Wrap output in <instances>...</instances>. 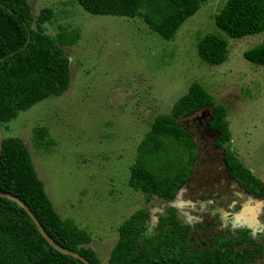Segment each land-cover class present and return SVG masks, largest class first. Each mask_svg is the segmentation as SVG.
Returning <instances> with one entry per match:
<instances>
[{
  "label": "rangeland",
  "instance_id": "1",
  "mask_svg": "<svg viewBox=\"0 0 264 264\" xmlns=\"http://www.w3.org/2000/svg\"><path fill=\"white\" fill-rule=\"evenodd\" d=\"M27 3L33 17L43 8L51 9L52 17L43 25L45 34L53 37L60 28L77 31L75 44L62 48L69 60V85L60 96L18 112L1 132L22 140L55 212L90 234L88 247L101 264H106L117 240V227L134 211L146 210L142 219L146 229L164 215L163 201L153 198L145 203L140 192L130 189L129 167L153 118L168 113L192 82L226 109L228 147L264 183V68L242 57L264 39V32L226 37L213 23L225 0L200 5L168 41L139 18L91 15L76 0ZM207 33L219 34L227 42V58L220 65H207L196 55L197 38ZM209 112L207 107L176 120L196 143L195 171L201 175L218 151L211 149V138L204 136L206 143L199 137L201 129L195 132L185 125L204 121L201 114ZM40 126L54 142L49 150L33 147L31 131ZM197 182L195 178L192 185ZM257 215L260 224L264 199Z\"/></svg>",
  "mask_w": 264,
  "mask_h": 264
},
{
  "label": "trees",
  "instance_id": "2",
  "mask_svg": "<svg viewBox=\"0 0 264 264\" xmlns=\"http://www.w3.org/2000/svg\"><path fill=\"white\" fill-rule=\"evenodd\" d=\"M206 1L76 0V3L91 15L139 18L151 32L168 41ZM51 17L49 8L39 10L33 17L27 0H0V129L18 112L48 97L60 96L68 88L69 60L62 48L73 46L78 34L64 28L53 37L45 34L43 25ZM213 23L231 39L264 32V0H225L222 9L213 16ZM195 51L201 62L220 65L227 58V42L219 34L207 33L197 38ZM242 57L264 68V39L244 51ZM207 107H210L208 129L217 135L215 145L223 148V160L232 177L250 195L264 198V183L228 147L226 109L215 104L199 83L192 82L168 113L153 118L137 145L127 184L142 194L145 203L153 198L171 201L189 177L196 158L195 145L176 120ZM31 133L35 149L49 150L54 145L47 139L45 127H34ZM0 194L21 201L56 245L78 254L89 264H101L88 247L90 234L55 212L26 146L17 137L3 136L1 142ZM145 214L144 209H138L117 227V240L106 264H255L261 252L247 244L242 246L240 238L220 236L210 246L192 249L187 241L188 228L177 225L172 208L159 217L155 235L144 236ZM0 264L83 263L54 250L19 205L0 197Z\"/></svg>",
  "mask_w": 264,
  "mask_h": 264
},
{
  "label": "flooded vegetation",
  "instance_id": "3",
  "mask_svg": "<svg viewBox=\"0 0 264 264\" xmlns=\"http://www.w3.org/2000/svg\"><path fill=\"white\" fill-rule=\"evenodd\" d=\"M191 113L189 112L185 115ZM209 117L210 112L208 115L201 114V119L204 120L201 122L203 123L198 121V124H186L185 126L189 129H194L195 132H199L201 129L202 134L199 137L206 143L208 141L207 138H211V149L218 151L217 159L215 161L211 160L208 163L209 169L203 170L202 172L204 173L202 175L198 170L195 171V167L198 165L199 153L191 134L184 129L195 145L196 158L189 177L180 186L182 190L179 195H177V191L180 187L175 192L171 201H163L167 205L164 215L168 208L174 210L177 225L188 228L187 241L191 244L190 248L196 249L198 247L210 246L212 241L219 236L225 239L240 238L243 240L242 246L247 244L250 248L261 249V252L256 256L254 261L255 264H260V259L264 253V221L258 224V213L255 219L254 217L252 218L250 213L247 214V219H249V225L251 226L250 229L246 227L235 228L234 226L242 225L244 222L233 221V217L243 206L253 207V200H262L264 198L250 195L232 177L223 160V148H218L215 145L217 135L208 129ZM204 136L207 138L204 139ZM202 164L201 162L200 166ZM203 166L205 165L203 164ZM195 178H198V182L193 186L192 182ZM158 223L159 218L152 228H145L142 235H155L158 230ZM207 235L208 238L205 240L204 238Z\"/></svg>",
  "mask_w": 264,
  "mask_h": 264
},
{
  "label": "water",
  "instance_id": "4",
  "mask_svg": "<svg viewBox=\"0 0 264 264\" xmlns=\"http://www.w3.org/2000/svg\"><path fill=\"white\" fill-rule=\"evenodd\" d=\"M2 139H3V134L1 132V129H0V150H1V142H2ZM182 190V187H180L177 191V195H179L180 191ZM0 197L1 198H5V199H8V200H11L13 202H15L17 205H19L23 210L24 212L27 214V216L30 218L31 222L34 224V226L36 227L37 231L39 232V234L42 236V238L54 249L56 250L57 252H59L60 254H63V255H66V256H69V257H72L78 261H80L81 263L83 264H89L84 258H82L81 256H79L78 254L74 253V252H70L66 249H63L61 247H59L58 245H56L47 235L46 233L44 232V230L42 229V227L38 224V222L32 217L30 211L26 208V206L21 202L19 201L16 197L12 196V195H9V194H0ZM253 207H247V206H243L237 214H235L234 218H233V221L238 219V218H242L244 224L242 225H238L240 227H246L247 229H250V222H249V219H247V214L251 213V216L252 218L254 217L255 219V216L256 214L259 212V209H260V206H261V200H253ZM250 211V212H249Z\"/></svg>",
  "mask_w": 264,
  "mask_h": 264
},
{
  "label": "bare ground",
  "instance_id": "5",
  "mask_svg": "<svg viewBox=\"0 0 264 264\" xmlns=\"http://www.w3.org/2000/svg\"><path fill=\"white\" fill-rule=\"evenodd\" d=\"M249 212H250V211H249ZM249 214H250V213H249ZM236 221L239 222V221H243V220H242V218H238V219H236ZM242 224H243V223H242ZM240 225H241V224H240Z\"/></svg>",
  "mask_w": 264,
  "mask_h": 264
}]
</instances>
